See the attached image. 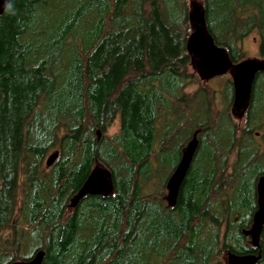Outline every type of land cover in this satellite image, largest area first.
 Instances as JSON below:
<instances>
[{
	"label": "trees",
	"instance_id": "trees-1",
	"mask_svg": "<svg viewBox=\"0 0 264 264\" xmlns=\"http://www.w3.org/2000/svg\"><path fill=\"white\" fill-rule=\"evenodd\" d=\"M201 3L232 61L247 58L240 43L253 32L264 55V0ZM188 16V0L9 1L0 15V264L39 249L43 264H223L225 249L254 250L240 229L264 168V137L253 136L264 72L240 128L230 79L218 97L192 67ZM194 132L196 157L170 206L167 177L158 191L146 185L156 161L173 170ZM96 163L111 171L113 192L68 208ZM261 245L256 264L264 234Z\"/></svg>",
	"mask_w": 264,
	"mask_h": 264
},
{
	"label": "water",
	"instance_id": "water-1",
	"mask_svg": "<svg viewBox=\"0 0 264 264\" xmlns=\"http://www.w3.org/2000/svg\"><path fill=\"white\" fill-rule=\"evenodd\" d=\"M10 0H0V15L8 6ZM189 23L191 27L186 48L191 56V64L198 77L207 81L215 76L228 73L233 84V105L235 114L243 113L248 106L252 84L258 72L264 71V59L247 57L233 62L223 46L215 43L206 24L205 10L200 2H190ZM99 134V131H97ZM198 139L193 134L184 147L181 158L167 181V203L175 205L179 188L187 173L190 162L196 151ZM58 156V151L50 153L45 164L50 166ZM113 178L111 171L102 164L96 163L88 176L69 199L68 206L74 208L86 195H109L113 192ZM257 208L253 213L252 223L248 229H243V234L250 237L252 246L258 247L260 234L264 226V175L260 176L256 184ZM44 250H37L28 260H16L10 264H43ZM261 254H235L227 252L225 264H256Z\"/></svg>",
	"mask_w": 264,
	"mask_h": 264
},
{
	"label": "flooded vegetation",
	"instance_id": "flooded-vegetation-1",
	"mask_svg": "<svg viewBox=\"0 0 264 264\" xmlns=\"http://www.w3.org/2000/svg\"><path fill=\"white\" fill-rule=\"evenodd\" d=\"M260 40V39H259ZM243 41V40H242ZM256 58V57H255ZM258 58V57H257ZM260 59H264V56H261L260 57ZM240 61V60H239ZM234 62V61H233ZM237 62V61H236ZM262 72H264V71H262ZM226 74H228V73H226ZM223 75H225V74H223ZM223 75H219V76H215V77H213V78H211V79H209V80H207V81H211L212 79H215V78H217V77H221V76H223ZM230 76V75H229ZM229 79H230V81H231V84H232V80H231V77H228ZM255 78H256V76H255ZM254 78V81L256 80ZM207 81H205V82H207ZM250 101H251V96H250V100H249V103H248V106L246 107V109H245V111L243 112V113H237V114H235L234 112H233V110H232V105H233V84H232V102H231V108H230V110H231V113H232V115H233V117H234V119H236L235 117H236V115L238 116V117H241V119L243 120L242 121V123H237V125L240 127V128H245L246 126H247V122H248V120H249V118H248V108H249V105H250ZM193 134H195V132L193 133ZM193 134H192V136H193ZM191 136V137H192ZM253 136H255L256 138H262V137H264V121L261 123V126H260V129H258V130H255V131H253ZM191 137H190V139H191ZM196 137H197V135H196ZM189 139V140H190ZM197 139H198V137H197ZM188 140V141H189ZM188 143V142H187ZM187 143H186V145H187ZM198 144H199V141H198ZM186 145H184L183 146V148H182V150H181V153H180V156H179V159H178V161L176 162V164L173 166V170H171L170 172H169V174H168V176H167V178H166V182H165V189H166V195H165V200H166V202H167V188H166V186H167V181H168V178H169V176L172 174V172L174 171V169L176 168V166H177V164H178V162H179V160H180V158H181V155H182V152H183V149H184V147L186 146ZM247 147V145H244V148H246ZM197 148H198V145H197ZM197 148H196V151L194 152V155H193V157H192V160H191V162H190V165H189V168H190V166H191V163H192V161H193V159L196 157L195 155H196V153H197ZM259 152V154H261L262 155V153L260 152V151H258ZM261 157V156H260ZM254 158H256V157H254ZM228 168H227V171H226V175H228V176H230V173H231V171H230V166H231V164L233 163V160H234V156L233 155H230V157L228 156ZM258 164H259V166L261 167V162L260 161H256ZM171 163H172V161H171ZM189 168H188V170H189ZM229 169V170H228ZM188 170H187V172H188ZM258 174L256 175V177H255V206H256V208H257V193H256V184H257V181H258V179H259V177L260 176H263L264 175V168H262V170L260 171V170H258ZM187 174V173H186ZM186 176V175H185ZM184 179H185V177H184ZM184 179H183V181H184ZM224 180H227L228 178L227 177H225V178H223ZM183 181H182V183H183ZM182 183H181V185H182ZM180 188H181V186H180ZM180 188H179V190H180ZM179 193V192H178ZM222 192H218L216 195H214V196H218V197H222ZM223 198V200H224V203L226 202L225 201V199H227V198H225V196H223L222 197ZM216 200V199H215ZM215 200H212V204H214L213 206H215V205H217V204H219V203H217V202H215ZM227 203V202H226ZM69 204V203H68ZM212 206V207H213ZM69 207V206H68ZM70 208V207H69ZM256 208L251 212V222L247 225V226H245V227H241V229H240V232L243 234V232H242V230L243 229H248L249 227H250V225H251V223H252V217H253V213L255 212V210H256ZM70 209H72V208H70ZM217 213L213 210L212 211V214H211V218H214L215 217V215H216ZM217 216L218 217H221V215L219 216L218 214H217ZM236 219H238L237 217H235L234 218V220H236ZM228 226H229V224L227 223L225 226H224V229L226 230L227 228H228ZM264 234V226H263V229H262V232H261V234H260V240H259V246L258 247H254V246H252V244H251V242H250V237L249 236H247V235H245V234H243L244 235V237H245V239H246V243L248 244V245H250V247H252L254 250H252V251H250V252H244V253H241V254H248V253H252V254H258V253H262V245H261V242H262V235ZM221 236H222V233H221V235H220V238H221ZM227 252H232V253H235V254H239V253H236V252H234V251H231V250H229V249H225L224 250V252L222 253V262H223V264H225L226 263V255H227Z\"/></svg>",
	"mask_w": 264,
	"mask_h": 264
},
{
	"label": "rangeland",
	"instance_id": "rangeland-1",
	"mask_svg": "<svg viewBox=\"0 0 264 264\" xmlns=\"http://www.w3.org/2000/svg\"><path fill=\"white\" fill-rule=\"evenodd\" d=\"M201 2V0H188V3L190 4V2ZM260 40H259V36L256 32H253L251 34H249L247 37H245L243 39V41L240 43L241 44V47L243 48L244 50V53H245V56L246 57H258L260 58L261 57V54H260V49H259V46H260ZM264 56V55H263ZM227 77H230L229 74H225L223 76H221L220 78H215V79H212L211 81H202V84H207L210 88H214V89H217L218 90V97H221V90H223L224 86V81L226 80ZM196 89V85H191L190 87H188V91H193ZM220 93V95H219ZM219 106L221 104V100L219 99ZM235 121L236 123H242V119L241 117H238L236 115L235 117ZM119 128V118H115V120L112 122V124L110 125V127L107 129V134H113L115 132H117ZM176 143H179L178 141ZM47 158V157H46ZM46 160V159H45ZM172 165L168 166V165H160L159 161H156V163H154V167H155V170H156V175H155V178L154 180H151L149 182V186L147 188V185H146V191H148V189L150 191H158L160 190V186H161V179H164L167 177L169 171H170V167ZM165 192H166V189H165ZM165 195V193H163V196ZM69 208V207H68Z\"/></svg>",
	"mask_w": 264,
	"mask_h": 264
}]
</instances>
